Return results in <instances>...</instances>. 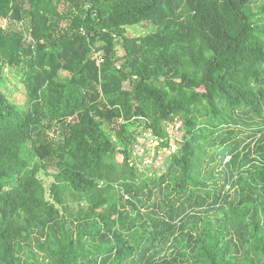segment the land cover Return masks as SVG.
<instances>
[{"label":"trees","instance_id":"obj_1","mask_svg":"<svg viewBox=\"0 0 264 264\" xmlns=\"http://www.w3.org/2000/svg\"><path fill=\"white\" fill-rule=\"evenodd\" d=\"M3 20L0 264H264V0H0ZM176 122L150 175L138 138L168 149Z\"/></svg>","mask_w":264,"mask_h":264},{"label":"rangeland","instance_id":"obj_2","mask_svg":"<svg viewBox=\"0 0 264 264\" xmlns=\"http://www.w3.org/2000/svg\"><path fill=\"white\" fill-rule=\"evenodd\" d=\"M1 25L7 26V21H1ZM18 27V26H17ZM128 34L129 36H144L149 33V30L146 29L143 25L139 24L137 26H132L129 27L128 29ZM120 54H122L120 52ZM6 70V74L11 78V82L7 83L5 92L7 96L15 103H22L24 100V92H23V87L22 84L20 83L18 78H15L10 71ZM180 124L181 122H176V124H173L169 127V134H170V141H171V147L168 149H161L157 147V144H151L149 151L143 152L141 149H138L135 154L137 155H143V163L142 167L149 169L150 175H153L155 172L161 173L165 169V164L167 158L171 155V153L175 152L177 149V142L181 140L182 135L184 134L185 130L180 129ZM178 126V128H177ZM57 128L54 130H51L50 134L52 137L56 134L55 131ZM180 129V130H179ZM55 138V137H54ZM57 139V138H56ZM119 159L121 157L119 156ZM49 172H52L49 171ZM39 178L43 181L45 187L47 188V198L49 200H52L50 197V186L54 182V179L51 176H48L46 172L42 171L39 174Z\"/></svg>","mask_w":264,"mask_h":264},{"label":"built area","instance_id":"obj_3","mask_svg":"<svg viewBox=\"0 0 264 264\" xmlns=\"http://www.w3.org/2000/svg\"><path fill=\"white\" fill-rule=\"evenodd\" d=\"M177 128H178V126H177ZM155 143L158 144V141H157V139H155V136L152 134V132L149 131L146 134H144L143 136L138 138V143L135 146L136 152H138L137 151L138 149H141L143 152H145V150L149 151L150 146H152L151 144H154V146H155ZM135 155H137V154H135ZM140 156H142V155H140Z\"/></svg>","mask_w":264,"mask_h":264}]
</instances>
